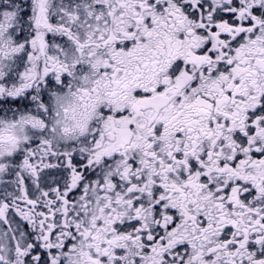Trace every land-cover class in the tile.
<instances>
[{"label": "snow or ice", "instance_id": "snow-or-ice-1", "mask_svg": "<svg viewBox=\"0 0 264 264\" xmlns=\"http://www.w3.org/2000/svg\"><path fill=\"white\" fill-rule=\"evenodd\" d=\"M0 264H264V0H0Z\"/></svg>", "mask_w": 264, "mask_h": 264}]
</instances>
